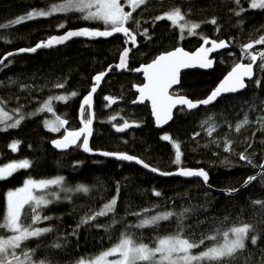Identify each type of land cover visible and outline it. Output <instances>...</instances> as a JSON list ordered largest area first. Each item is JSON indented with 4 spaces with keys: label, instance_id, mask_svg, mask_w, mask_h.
<instances>
[{
    "label": "trees",
    "instance_id": "trees-1",
    "mask_svg": "<svg viewBox=\"0 0 264 264\" xmlns=\"http://www.w3.org/2000/svg\"><path fill=\"white\" fill-rule=\"evenodd\" d=\"M62 2L0 0V26L10 25L0 27V59L19 49L35 47L70 29H105L101 21L84 20L82 16L86 13L77 11L12 24L32 11H48L52 5ZM126 2L122 0L123 7ZM250 2L239 0L237 5L235 0H144L135 11L130 4L126 5L128 12L132 11V18L125 25L136 34L138 47L131 53L128 69L121 72L113 69L94 99L92 149L139 157L164 172L180 168L204 169L209 175L210 187L198 178L160 177L132 163L88 156L81 144L66 152L54 149L52 142L67 129H80L79 111L83 98L89 94L94 76L118 63L128 45L125 38L76 39L56 49L14 56L0 66V106L11 117L0 123V129L24 117L18 127L0 130V167L25 159L31 165L0 179V221L7 213V193L21 187L26 180L63 177L65 188L84 185L90 189L88 193H66L60 186L53 185L37 191L52 202L37 209L41 221L33 227L52 230L24 241L16 250L22 260L23 252L28 251L34 264L40 261L79 264L92 261L112 248L125 234L136 243L155 247L159 238L178 231L182 238L198 242L215 235L217 230L222 233L233 226L247 224L250 226L248 239L237 257L247 264H264V207L253 203L264 202V177L259 175L264 164V68L260 55L255 77L246 91L223 97L212 107L193 111L180 108L165 129L155 127L148 104L133 105L136 99L133 88L143 83L142 75L135 74L134 70L179 46L194 51L206 39L226 40L231 44L229 51L217 56L212 71L182 74L180 93L193 101L206 98L236 64L251 63L252 52L245 51L244 46L264 37V9L251 8ZM177 8L184 17L177 25L167 19H155ZM237 11L240 15L235 14ZM181 24H199V27L195 34H189L185 28L181 38ZM145 29L147 35L142 34ZM254 48L259 49V53L264 52V44H254ZM57 84L64 87L57 88ZM73 91L77 96L71 97ZM60 95L70 98L66 102L53 100L52 112L36 114L49 97ZM107 96L120 99V104L110 106L105 99ZM114 115L120 116L116 122L112 120ZM56 117L66 120L67 124L53 132L44 122L55 121ZM89 118L90 112L86 109L82 120ZM245 118L248 123L237 131V124ZM126 120L136 121L137 128L116 133L113 125ZM211 125L215 130L209 136ZM196 133L199 135H194ZM164 135L170 136L171 141L163 140ZM16 141L18 149L13 151L10 145ZM173 142L180 144L179 164L175 162ZM226 144H230L228 151H225ZM241 153L245 160L240 159ZM253 175H258L257 179L238 194L219 192L236 190ZM157 192L159 196L155 195ZM52 193H58L59 199ZM113 198L117 199L114 212L80 223L82 218L99 212ZM29 208L30 205H25L21 215V223L25 226L31 224ZM185 209L188 211L182 224L174 215L155 226L135 227L142 218L166 211L180 213ZM44 217L50 218L45 220ZM113 219L117 221L115 224ZM8 235L11 233L0 229V236L7 238ZM253 235L258 236L255 245L251 243ZM222 240L219 235L216 241L206 239L204 244L194 248V252H202Z\"/></svg>",
    "mask_w": 264,
    "mask_h": 264
},
{
    "label": "snow or ice",
    "instance_id": "snow-or-ice-1",
    "mask_svg": "<svg viewBox=\"0 0 264 264\" xmlns=\"http://www.w3.org/2000/svg\"><path fill=\"white\" fill-rule=\"evenodd\" d=\"M127 3L132 6V10L135 11L136 7L144 3V0H127ZM235 3L239 5V0H235ZM251 8H261L264 9V0H251ZM77 11L80 13H86L82 16L84 20H94L101 21L105 25V30H90L88 28H83L76 31H68L65 35L59 37H51L46 42H40L35 47L19 49V52H35L37 48L40 47H53L56 44H62L66 40L71 39L75 36H86V37H109L114 33H122L128 40L131 41L133 45L136 43V36L132 33L130 29L125 27V24L132 18V11L125 12L123 7L120 4V0H63L62 3L52 5L48 11H32L26 16H21L18 19L12 21L13 25L20 24L26 20L35 19L37 17H47L51 16L54 13L62 12H72ZM243 11V9H241ZM236 15H240V12L237 11ZM156 20L167 19L172 23V25H177L179 21L183 20L184 17L180 12V9H174L164 15L157 16ZM215 23V20L211 21ZM10 25H3L0 27H9ZM110 26V30H109ZM139 28V22L136 24ZM59 27H63L60 25ZM199 27V24H181L180 33L181 38H183L184 29L187 28L189 34H195V29ZM147 35V30L145 29L142 33ZM205 44L211 43L210 48L202 47L194 54H189L184 51L182 48H177L174 51L163 53L159 55L152 63L143 66L142 69H136V71H143L145 74L148 83L143 85L142 88H139L140 100L141 102L144 99H149L152 102L153 113L156 117V121L159 124L161 121L167 122L171 119L172 109L176 105L186 106L187 109H195L199 105H209L212 103L216 97L222 93L226 92H236L239 89L244 88L246 85L244 83V78H251L252 76V64L245 65L243 63L236 64L231 71L227 74L221 84L211 92V94L204 100L192 101L186 97L173 98V96L168 94V89L174 84L179 83L178 74L181 68L195 66V63L198 62L201 68H210L213 65V61L208 59V53L215 51L220 48H225L228 46L227 41H204ZM254 44H264V37H260L254 43H249L244 46L245 50L252 49ZM131 49H124L120 57L119 64L116 65L117 69H126L128 66V56ZM14 53H8L3 59H0V65H3V60L7 59L8 56L13 55ZM262 60H264V52L259 53ZM257 60L255 54L251 55V61L254 63ZM264 68V64L261 65ZM108 71H111V66ZM106 72H101L94 76V86L91 88L88 95L83 98V103L81 105V114L84 113L85 107L89 108L92 105L93 93L96 92L97 87L99 86L101 80L106 75ZM259 82L257 81V84ZM57 88H63V84L55 85ZM71 97L77 96V93L73 91ZM70 97L66 95H60L55 97H49L38 109L37 113L40 112H52L51 107L52 101H64L66 102ZM106 100L114 103L112 97H105ZM11 119L10 116H7L6 113H3L0 110V122L2 120ZM24 119L21 116L19 119H16L14 123L8 124L6 127L0 130H7V128H16L20 125ZM207 123V121H205ZM247 118L244 119L240 124H237L236 130L247 124ZM45 127L50 131L56 132L60 128L64 127L67 124L66 120H62L59 117H56L55 121H45ZM91 125L92 119H87L84 121V126L78 131H69L62 139L54 140L52 143L58 149H67L73 145H76L80 138L83 136L81 141L83 150L85 152L92 151L89 148L88 137L91 136ZM128 122H124L122 127H119L117 131H124L125 129L132 127ZM214 125L208 129V135H212L214 130ZM194 135H199L196 133ZM165 141H171V137L164 135L162 137ZM19 142H13L10 145V148L13 151L18 149ZM175 148V162L180 163L181 151L180 144L173 142ZM230 149V144H226L225 151ZM105 156H116L120 160L132 161L136 160L137 163L143 164L145 168H148L149 165L145 164L143 161L138 160L136 157L124 154V153H102ZM240 159L245 160L246 157L243 153L240 154ZM251 163V161H248ZM30 161L27 159L20 162L9 163L6 166L0 167V179H6L11 176L14 172L19 169H24L30 167ZM151 171L157 172L158 169L151 168ZM162 175H171L172 173H161ZM179 175L186 177H200L203 182L206 184L208 181V174L203 169L192 170V169H180ZM261 177H264V172L259 174ZM257 176H251L245 181L247 186L253 180H256ZM60 186V190L66 193H71L73 191L88 193L90 189L84 185H77L75 189L63 187V177H57L50 180H26L23 187L17 189L16 191H10L7 194V213L4 216L3 220L0 221V229H5L7 232L11 233L7 238L0 236V264H34L31 260L30 253L28 251L23 252L24 259L22 260L20 256L17 255L16 250L21 248L22 242L33 238L41 236L46 232H50V228H40L33 227L41 221V216L37 213V209L42 206H47L51 203V200L45 198V196H36L33 195V191H42L47 189L50 186ZM119 186H117V195H118ZM23 194V195H22ZM229 195L231 192L228 193ZM55 199H59L58 193H52ZM159 196L160 193H155ZM117 199L113 198L110 202L103 205L99 212L91 216H87L81 219L80 223L85 224L90 220H95L97 216H105L110 212H114ZM254 204H261L264 207V202L254 201ZM30 205L29 211L32 213L31 224L25 226L21 223V215L24 206ZM188 209L180 213H174L171 211L161 212L150 217L142 218L138 224L135 225L137 228H144L149 226L158 225L161 221H167L174 215L177 217V220L182 224L185 213ZM142 215V214H137ZM50 217H44L43 219L47 220ZM117 221L113 219L112 223L115 224ZM250 231V226L245 224L243 226H233L229 230L220 232L217 230L215 235H210L204 238H201L198 242H190L188 239L182 238L181 233L178 231L174 235L164 236L157 240L155 247H150L145 243H136L131 236L125 234L121 237L116 245L107 251L101 253L98 257L94 258L89 264H138V262H148V264H201V262H207V264H247V261L237 257V253L245 248V241L248 239V233ZM222 236V242H217L213 246L208 247L206 250L200 252L199 254H192V249L200 247L204 244L205 240L216 241L217 236ZM258 236L253 235L251 238V243L255 245L257 243ZM59 247V245H56ZM157 255L159 259L157 260ZM110 256H118V259L108 260ZM39 264H44L43 261H40ZM80 264H85L84 261H81Z\"/></svg>",
    "mask_w": 264,
    "mask_h": 264
},
{
    "label": "water",
    "instance_id": "water-1",
    "mask_svg": "<svg viewBox=\"0 0 264 264\" xmlns=\"http://www.w3.org/2000/svg\"><path fill=\"white\" fill-rule=\"evenodd\" d=\"M125 27H127V26L125 25ZM83 28H88V29H90V30H100V31H104V30H105V29H97V28H90V27H83ZM83 28H76V29H70V30H71V31H76V30H80V29H83ZM127 28H128V27H127ZM128 29H130V28H128ZM70 30H68V31H70ZM109 30H110V29H109ZM130 30H131V29H130ZM68 31H66V32H64V33H62V34L54 35V36H52V37L63 36V35H65ZM131 31H132V30H131ZM132 33L135 34L133 31H132ZM116 36H121V37H124L125 39L128 40V38L125 37L122 33H114L112 36H109V37H86V36H75V37H72L71 39L66 40L64 43H62V44H56V45H54L53 47H47V48H46V47H40V48H37V50H36L35 52H19V51L12 52V53H14V54L11 55V56H8L7 59H4V60H3V64H4L9 58H12V57H14V56H17V55H24V54H26V55H34V54H36L37 52H39L40 50H43V49H46V50H49V49H56V48H59V47L65 46L66 44H68V43H70V42H72V41H74V40H76V39H84V40H100V39H102V40H108V39L114 38V37H116ZM135 36H136V34H135ZM208 41H216L217 43L220 42V41H218V40H216V39H208ZM223 41H226V40H223ZM227 43H228V42H227ZM137 47H138V41H137V36H136V43H135V45H133V44L131 43V41H128L127 49H131V51L129 52V56H128V58H127V60H128V66H129V62H130V56H131V53H132V51H134L135 49H137ZM202 47L210 48V47H211V43L205 44V43L203 42V43H202L197 49H195L194 51L187 50V49H185L183 46H179V47H177V48H182L184 51L188 52L189 54H194V53H196L199 49H201ZM177 48H175V49H177ZM253 48H254V47H253ZM253 48H252V49H248V50H245V48H244V50H245V51H252ZM175 49H173V50H171V51H174ZM230 49H231V44L228 43V46H227V47H225V48H220V49H217V50H215V51H212V52L208 53V59H211V60L213 61V65H212V67H210V68H201V67L199 66V63H198V62L195 63V66L181 68L180 71H179V74H178L179 83H178V84H174V85H172V87L168 89V94L171 95V96H173V98H179V97H186V98H188L186 95H183V94H180V93H177V94H174V93H173L175 90L180 89L182 74H183V73H186V72H189V71H203V72H209V71H212V70L215 68L216 61H217V56L220 55V54L225 53L226 51H229ZM122 52H123V51H122ZM168 52H170V51H168ZM164 53H167V52H164ZM162 54H163V53H162ZM121 55H122V53L120 54V57H121ZM159 55H161V54H159ZM159 55H157V57H158ZM6 56H7V55H6ZM157 57H156V58H157ZM156 58H155V59H156ZM155 59H154V60H155ZM154 60H152L150 63H152ZM119 62H120V58H119V61H118L117 64H119ZM150 63H148V64H150ZM117 64L111 66V71H112L113 69H115L117 72H121V71L125 70V69H117V68H116V65H117ZM148 64L142 65L141 67H139V68H137V69H142L143 66H146V65H148ZM243 64L248 65V64H250V63H243ZM251 64H252V76H251V78H248V77H245V78H244V83H245V85H246L244 88L239 89V90L236 91V92H226V93H222V94L218 95V96L216 97V99H215L212 103H210L209 105H203V104H201V105H199V106H198L197 108H195V109H191V110H189V109L186 108V106L176 105V106L172 109L171 119H169L167 122H163V121H161L159 124L157 123V121H156V117H155V115H154V113H153L152 102H151V100H149V99H144L142 102H141V100H140V95H141V94H140V92H139L138 89H139V88H142L143 85H145L146 83H148V80H147V78H146V76H145V74L143 73L142 70H141V71H136V69H135V70H134V71H135V74H141V75H142L143 83L140 84V85H135L134 88H133V91H134L135 94H136V99H135V101L133 102V105H145V104H148V105H149V109H150L151 116H152V119H153V122H154L155 127H156L157 129H161V130H162V129H165V128H167V127L173 122V120H174V116H175V112H176L178 109H180V108H186V109L189 110V111H193V110L199 109V108H201V107H212V106H214V105L217 103V101H219V100L222 99L223 97H226V96H229V95H236V94H239V93H242V92L246 91L247 88H248V83H249L250 81H253V79H254V77H255V74H256V66H257L258 62H257V60H256L254 63L251 62ZM0 66H1V65H0ZM128 66H127L126 69H128ZM108 69H109V68H108ZM108 69L105 71L107 74H106V75L103 77V79L101 80L99 86L97 87L96 92L93 93V100H92V105H91V107L89 108L88 106H84V107H85V110L88 109L89 112H90V118H89V119H92V125H91V131H92V134H91V136L88 137V140H89V148H90L92 151H90V152H85V151L83 150V147H82V144H81L82 151H83L85 154H87L88 156H95V157L98 156V157H104V158L115 159V160H118V161H124V162H127V163H132V164L138 165V166H140L141 168L145 169L146 171H149V172H151V173H153V174H155V175H158V176H160V177H180V178H183V179L199 178V179L202 180V178H200V177H195V176H192V177H186V176H181V175H179V174H178V173H179V170L182 169V168H180V169H178V170H175V171H172V172H171V173H172L171 175H162L161 173H169V172H164V171H162V170H160V169H158V168H156V167H154V166H152V165L146 163L145 161H143V160L140 159L139 157H136V158H137L138 160H140V161H143L145 164L149 165L148 168H145V167L143 166V164L137 163L136 160H132V161L120 160V159H118L116 156H105V155H103L102 153H104L105 151H102V150H100V151H96V150L92 149V147H91V140H92L93 131H94V126H95L94 99H95L96 95L98 94L99 90L101 89L104 80H105V79L110 75V73H111V71H108ZM230 71H231V70H230ZM230 71H229V72H230ZM229 72H228V73H229ZM228 73H227V74H228ZM227 74L224 76V78L227 76ZM224 78L222 79V81L224 80ZM222 81H221V82H222ZM221 82L218 84V86L221 84ZM93 86H94V79H93ZM93 86H92V87H93ZM218 86H217V87H218ZM217 87H216V88H217ZM216 88H215V89H216ZM215 89H214V90H215ZM210 94H211V93H210ZM210 94H209V95H210ZM209 95H208V96H209ZM208 96H207V97H208ZM107 97H112L113 100L115 101L114 103H112V102L106 100V101L109 103L110 106H114V105H116V104H118V103L121 102L120 99L115 98V97H113V96H107ZM207 97H206V98H207ZM206 98H204V99H206ZM188 99H189V98H188ZM204 99H201V100H204ZM190 100H191V99H190ZM192 101H193V100H192ZM197 101H200V100H197ZM194 102H195V101H194ZM82 103H83V101H82ZM81 105H82V104H81ZM80 109H81V106H80ZM79 112H80V113H79L80 127L82 128V127L84 126V122H83V120H82L83 114H81V111H79ZM124 122H125V121H124ZM124 122L121 123V124H114V125H113L114 131H115L116 133L122 134V133L127 132V131H133V130L136 129L137 126H138V123H137L136 121H133V120H126V122H128L130 125H133V126L127 128V129H125L124 131H117V129H118L119 127H122V126H123ZM81 128H80V129H81ZM78 130H79V129H78ZM78 130H69V129H67V130L65 131L64 135H62V136L59 137L58 139H62V138L67 134V132H69V131H78ZM83 138H84V137L82 136V137L80 138V141H78L76 145H73V146H71V147H69V148H67V149H63V150H62V149H58V148H56L55 146H54V149H55L56 151H58V152H66V151H69L70 149H72V148L76 147L77 145H79V144L81 143V141L83 140ZM108 153H109V152H108ZM124 154H126V153H124ZM128 155H129V154H128ZM134 157H135V156H134ZM151 168H156V169H158V171H157V172H153V171H151ZM183 169H192V168H183ZM263 169H264V164L262 165V168L260 169L259 174L263 171ZM192 170H199V169H192ZM203 170H204V169H203ZM204 171H205V170H204ZM207 174H208V173H207ZM253 176H258V175H253ZM253 181H254V180H253ZM251 182H252V181H251ZM251 182L248 183L247 186H249V184H251ZM205 185H207L208 187H210V186H209V175H208V181H207V183H206ZM244 185H245V183H244L243 185H241V186H240L237 190H235V191H233V190H219V192H221V193H225V194H228L229 192H231V194H237V193H239L240 191L244 190V189L247 187V186H244ZM228 195H229V194H228Z\"/></svg>",
    "mask_w": 264,
    "mask_h": 264
},
{
    "label": "rangeland",
    "instance_id": "rangeland-1",
    "mask_svg": "<svg viewBox=\"0 0 264 264\" xmlns=\"http://www.w3.org/2000/svg\"><path fill=\"white\" fill-rule=\"evenodd\" d=\"M126 1V0H125ZM120 4H121V6H122V0H120ZM126 5H129L127 2L125 3V6L123 7V9H124V11L125 12H128V10L129 9H127V7L128 6H126ZM130 7H131V5H130ZM57 13H62V12H57ZM54 14H56V13H54ZM101 26H103V27H105V25L103 24V22H102V25ZM110 27V26H109ZM252 54H255L257 57L259 56V49H256V48H254L252 51ZM118 61H119V59H118ZM262 64H264V60L262 61ZM180 92V89H177V90H175L173 93L174 94H177V93H179ZM237 95V94H236ZM0 110H2V112L3 113H6L7 114V112L5 111V110H3L2 109V107L0 106ZM264 110V109H263ZM7 116H8V114H7ZM120 118V116L119 115H114L113 116V118H112V120H114V122H116L118 119ZM7 119L6 118H4L3 120H2V122H0V123H3V122H5ZM118 123V122H117ZM213 125H211L210 127H212ZM209 127V128H210ZM94 128H95V126H94ZM214 130H215V127H214ZM213 130V131H214ZM93 135H94V131H93ZM93 137V136H92ZM81 144V143H80ZM96 150V149H95ZM96 151H100V150H96ZM15 162H20V161H15ZM9 163H13V162H9ZM9 163H7V164H5V165H3V166H6V165H8ZM3 166H1V167H3ZM55 179V178H54ZM32 180H36V179H32ZM40 180H50V179H40ZM36 181H39V180H36ZM25 184V183H24ZM24 184L21 186V187H23L24 186ZM21 187H19V188H21ZM18 188V189H19ZM17 189H15V190H11V191H16ZM10 192V191H9ZM8 194V193H7ZM23 195V194H22ZM33 195H36V196H40V195H38L37 194V191H33ZM6 200H7V197H6ZM27 205V204H26ZM25 207V206H24ZM23 243V242H22ZM200 253V252H199ZM199 253H196V252H194V249H192V254H194V255H196V254H199ZM119 257L118 256H110V257H108V260L109 261H111V260H115V259H118ZM157 260L159 259V255H157V258H156ZM85 262V264H89V262L90 261H84ZM80 264V263H79Z\"/></svg>",
    "mask_w": 264,
    "mask_h": 264
},
{
    "label": "flooded vegetation",
    "instance_id": "flooded-vegetation-1",
    "mask_svg": "<svg viewBox=\"0 0 264 264\" xmlns=\"http://www.w3.org/2000/svg\"><path fill=\"white\" fill-rule=\"evenodd\" d=\"M135 93V92H134ZM118 104H120V103H118ZM146 105V104H145ZM134 106H137V105H134ZM139 106H141V105H139ZM149 106V105H148ZM189 111V110H188ZM152 117V116H151ZM119 123V122H118ZM154 123V122H153ZM119 124H121V123H119ZM81 128V127H80ZM127 132H129V131H127ZM125 133V132H124Z\"/></svg>",
    "mask_w": 264,
    "mask_h": 264
},
{
    "label": "bare ground",
    "instance_id": "bare-ground-1",
    "mask_svg": "<svg viewBox=\"0 0 264 264\" xmlns=\"http://www.w3.org/2000/svg\"><path fill=\"white\" fill-rule=\"evenodd\" d=\"M136 50V49H135ZM133 52V51H132ZM169 173H171V172H169ZM199 179V178H198ZM201 180V179H200ZM203 181V180H202ZM237 190V189H236ZM233 191H235V190H233ZM238 194V193H237Z\"/></svg>",
    "mask_w": 264,
    "mask_h": 264
},
{
    "label": "clouds",
    "instance_id": "clouds-1",
    "mask_svg": "<svg viewBox=\"0 0 264 264\" xmlns=\"http://www.w3.org/2000/svg\"><path fill=\"white\" fill-rule=\"evenodd\" d=\"M98 29V28H97ZM124 38V37H123ZM127 40V39H126ZM180 93V92H179ZM181 94V93H180ZM117 124H119V123H117ZM64 135V134H63Z\"/></svg>",
    "mask_w": 264,
    "mask_h": 264
}]
</instances>
